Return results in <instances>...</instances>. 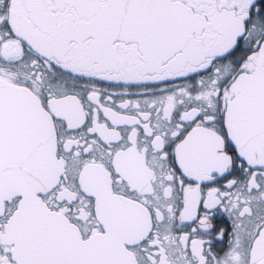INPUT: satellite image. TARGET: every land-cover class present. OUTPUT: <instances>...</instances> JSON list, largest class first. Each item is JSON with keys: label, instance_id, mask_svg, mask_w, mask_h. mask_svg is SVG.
I'll return each mask as SVG.
<instances>
[{"label": "snow or ice", "instance_id": "obj_1", "mask_svg": "<svg viewBox=\"0 0 264 264\" xmlns=\"http://www.w3.org/2000/svg\"><path fill=\"white\" fill-rule=\"evenodd\" d=\"M0 264H264V0H0Z\"/></svg>", "mask_w": 264, "mask_h": 264}]
</instances>
